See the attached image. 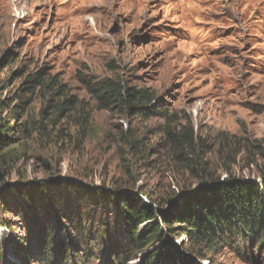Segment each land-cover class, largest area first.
<instances>
[{"label": "rangeland", "instance_id": "obj_1", "mask_svg": "<svg viewBox=\"0 0 264 264\" xmlns=\"http://www.w3.org/2000/svg\"><path fill=\"white\" fill-rule=\"evenodd\" d=\"M39 71L55 88L24 92ZM117 78L152 92L161 116L100 109L86 84ZM68 98L78 110L60 113ZM0 123V264H146L167 242L140 252L115 196L172 215L200 175L257 180L264 0H0ZM185 127L196 147L180 158L166 133ZM255 239L171 241L183 264H264Z\"/></svg>", "mask_w": 264, "mask_h": 264}, {"label": "trees", "instance_id": "obj_2", "mask_svg": "<svg viewBox=\"0 0 264 264\" xmlns=\"http://www.w3.org/2000/svg\"><path fill=\"white\" fill-rule=\"evenodd\" d=\"M38 86L46 90L55 88L52 83L46 84L42 71H39L27 77L23 91L33 92ZM86 89L100 109L105 111L116 108L145 120L153 116L160 117L163 113H160L158 101L152 92L130 86L118 78L88 83ZM78 108V102L68 98L59 105L58 111L70 113ZM8 132V127L0 123L1 144L6 142ZM166 134L171 149L180 158L194 153L196 144L193 143L191 129L182 128L181 137L169 131ZM193 144L195 147H192ZM252 150L258 151L264 159V140L260 146L247 145L246 151L252 153ZM201 172L204 173L203 170ZM114 199L120 216L128 225L132 243L140 252L150 246L156 247L163 241L167 242L147 256L146 264H164L168 252L176 264L188 263L183 248L176 247L171 241L175 237L183 236L191 245H201L208 251L220 249L233 236L243 241L255 237V246L264 242V164L258 171L256 181L232 174H227L223 179L210 175L198 176L197 185L192 190H182L170 200L171 207H175L172 215L165 214L149 203L138 204L140 195L123 194ZM148 200L151 201V198L148 197ZM63 248L64 251L73 252L75 245L64 243ZM48 256L44 261L49 262ZM67 257L66 252L63 260Z\"/></svg>", "mask_w": 264, "mask_h": 264}]
</instances>
